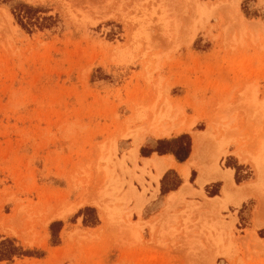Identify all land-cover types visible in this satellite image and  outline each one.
<instances>
[{
    "label": "rangeland",
    "instance_id": "rangeland-1",
    "mask_svg": "<svg viewBox=\"0 0 264 264\" xmlns=\"http://www.w3.org/2000/svg\"><path fill=\"white\" fill-rule=\"evenodd\" d=\"M17 2L42 27L18 23ZM154 122L181 140L150 139ZM200 133L206 162L251 181L241 225L254 204L264 225V160L259 171L238 157L264 144V0H0V242L18 252L0 264H264V239L240 235L227 205L182 190L169 200L183 178L169 170L159 191L139 156L182 159ZM82 197L135 230L95 202L73 210Z\"/></svg>",
    "mask_w": 264,
    "mask_h": 264
},
{
    "label": "crops",
    "instance_id": "crops-1",
    "mask_svg": "<svg viewBox=\"0 0 264 264\" xmlns=\"http://www.w3.org/2000/svg\"><path fill=\"white\" fill-rule=\"evenodd\" d=\"M186 130H188V129H186ZM176 135H177V133L170 134L169 137L176 136ZM162 137H167V136L166 135L158 136L156 138H150V139H160ZM195 137L196 136H194V134H192L191 153H190L188 159H186L185 161L179 162L170 153L160 154V153L155 152V151L151 152V154H149L147 156H142L139 153V149H137V157H138V153H139L140 158L145 160V163L149 164V169H151L153 171V174H156V175L159 174L158 179H157L158 180L157 185L159 186V191H160V188H162V183L160 185V180H163L165 174L169 170L175 169L180 174V176H179L180 179L182 177L183 180L182 179L180 180V185L177 188L167 190L166 191V193L168 192L167 194L170 195L171 193H179L182 190V191H189V193L191 195H196L199 197L206 196L208 199L218 198V199H220V204L218 203V205H220V206L218 207L216 205L215 207H217V208H215V209H219V208L227 205L228 211L222 210V213H223V215L227 216L226 217L227 220L233 219V224H234L235 228L241 230L240 235L244 236L246 230H254V232L258 236V237L256 236L257 240L258 241L261 239L263 240L264 236H260L259 231L264 229V225L255 227V224L257 223V219H258V218L256 219L257 215L254 218L255 204L252 206V208L247 209L248 212L245 214L247 217V221L244 223V225H241V223H240V219L242 218L243 207L249 201L253 200V196L251 195V192H250L251 190H249V188H250L249 185H250L251 181L244 179L242 181V183L241 182L236 183V181L234 179V172H233L234 169H232L230 166L225 167L223 169L220 166V162L218 161L219 169H217V166L214 163V158H211L212 159L211 162H206L205 158H207V157L205 154V151H206L205 148L207 147V144H205L203 149L201 150V147L203 145V143H202L199 151H197V153H195ZM204 140H203V142H204ZM225 148L227 149V152L230 153L229 147H225ZM200 150H201V152H200ZM220 151H221V153H222V151H224V153H225L224 149H220L219 152ZM219 152H218V156L222 155L221 153L219 154ZM241 159H239V160H241ZM241 161H243V159ZM191 166H195V167L197 166V168H198L197 183H198L199 187H193L192 186L191 188L190 187L184 188L187 186V184H189L188 183V176L190 174ZM184 169L188 171L187 175H185V173H183ZM159 171H160V173H159ZM217 181L220 182V187H219L218 193H213L210 196L205 195V187L208 184H212V183L217 182ZM200 202H202V201H200ZM235 202H237V204ZM233 204L236 205L237 207L233 206ZM208 205L211 206L212 203H209ZM254 219H255V222H254ZM238 225L240 227H238Z\"/></svg>",
    "mask_w": 264,
    "mask_h": 264
},
{
    "label": "bare ground",
    "instance_id": "bare-ground-1",
    "mask_svg": "<svg viewBox=\"0 0 264 264\" xmlns=\"http://www.w3.org/2000/svg\"><path fill=\"white\" fill-rule=\"evenodd\" d=\"M202 5V4H201ZM157 121V120H156ZM146 127V126H145ZM150 127V126H149ZM148 128V127H147ZM187 128V127H185ZM185 128H183L182 130H185ZM167 129H162L160 128L159 126H157L156 122L153 123L152 127L148 129V131L150 132V134L152 133V135H156V136H164V135H167L168 134V131H166ZM146 133V132H145ZM144 135V134H143ZM143 136L141 135L140 137H134L135 140V144L138 145L139 142H141V140L143 139L142 138ZM205 133H200V134H197L196 137H195V153H197V151H199L202 143H203V140L205 139ZM262 149L260 151L259 154H250V155H246L244 154V152L240 153L239 157L242 158L243 160H246L248 162H251L253 164L256 165V167L258 168L259 171H262V166H263V160H264V144L262 145ZM132 150V149H131ZM133 156L134 157H137V148L136 149H133ZM221 153V151L219 152V154ZM130 156V155H129ZM131 158V156L129 157V159ZM158 164V163H157ZM159 165V164H158ZM167 165V164H166ZM165 165V166H166ZM164 166V167H165ZM159 167V166H158ZM187 167V166H186ZM185 167V168H186ZM164 169V168H163ZM184 171V172H183ZM182 172L185 173V175H187V170H183ZM160 173V171H159ZM159 175V174H158ZM109 178V176H108ZM107 178V180H108ZM201 182V181H200ZM110 193V192H109ZM112 193V192H111ZM178 193H171L170 196H169V200H173L174 197L177 195ZM211 201L209 203H212L211 206H207L208 208L210 207L211 209H215L217 207H215L216 205L219 207L220 205H218V203L220 204V199L218 198H213V199H210ZM91 202H95L99 207H101V209L105 212V215H106V219L109 223L112 224V226H116L118 227L119 229L122 230V232L124 230H135V225H129L127 224V222L124 224V222H122L123 220H120L119 219V214H118V210L117 209H112L111 206H108V204H105L103 202H101V200L99 199H90V198H87V197H82L78 200V202L72 207L73 210H76L77 208H79L80 206H83V205H86L87 203H90ZM176 201V199H175ZM170 202V201H169ZM208 203V204H209ZM172 205V204H171ZM171 205H169L171 207ZM222 206V205H221ZM214 226V225H213ZM116 230V229H115ZM114 230V231H115ZM118 230V229H117ZM120 231V230H119Z\"/></svg>",
    "mask_w": 264,
    "mask_h": 264
},
{
    "label": "trees",
    "instance_id": "trees-1",
    "mask_svg": "<svg viewBox=\"0 0 264 264\" xmlns=\"http://www.w3.org/2000/svg\"><path fill=\"white\" fill-rule=\"evenodd\" d=\"M12 10H13V13H14L18 23L26 30H31V28L33 26L42 27L43 20L46 19V17H41L37 14L38 12H37L36 8H34L30 5H27L25 3H21V2L15 3L12 6ZM180 140H181V138H179V137H176V138L174 137L171 139H164L163 138V139H159L157 141V143L168 142L169 144H172V142H177ZM191 146H192V141H191ZM182 149H185V157L182 158L184 160V158L187 157V155L190 151V141L188 143H186V146H184ZM155 151H157L160 154H165L167 152H170V153H173L178 160H182V159L178 158V156L175 154V152L171 148L160 149L158 147V149H155ZM190 153H191V151H190ZM176 186L177 185H174L170 189H174ZM12 243H13V241L11 239H6V240L0 242V245L2 244L5 246L4 250L0 249V260L10 259L13 255L18 254V252H16L17 248H15V246H13Z\"/></svg>",
    "mask_w": 264,
    "mask_h": 264
}]
</instances>
